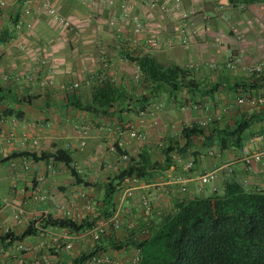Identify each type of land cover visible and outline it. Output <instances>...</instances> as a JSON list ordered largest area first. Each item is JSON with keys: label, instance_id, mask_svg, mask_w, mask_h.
Wrapping results in <instances>:
<instances>
[{"label": "crops", "instance_id": "obj_1", "mask_svg": "<svg viewBox=\"0 0 264 264\" xmlns=\"http://www.w3.org/2000/svg\"><path fill=\"white\" fill-rule=\"evenodd\" d=\"M45 1L71 25L65 27L47 15L42 9ZM179 1L176 8L175 0H6L0 8V32L11 29L15 17L22 23L13 27L12 37L0 41V92L5 95L0 113L12 108L21 114L0 119V234L3 225L16 233L25 230L43 211L67 218L64 211L68 210L79 221L95 219L101 185L127 165L120 159L121 151L135 157L146 150L151 159L162 161L159 143L186 126L216 131L232 128L239 119L251 121L242 145L251 143V152L264 153V103H237L241 96H264V70L259 74L243 70V65L264 59V0H244L242 9L233 0ZM133 16L142 24L139 31ZM148 39L156 40L157 46H150ZM141 55L188 68L196 86L178 91L165 86L151 92V85L128 58ZM229 57L240 59L235 68L227 67ZM102 84L114 89L115 100L107 107L93 98L94 88ZM12 94L25 102L14 103L9 99ZM130 129L143 132L146 139L129 137ZM10 131L16 136L7 140ZM195 142L196 156L189 150L169 168L150 171L139 179L131 197L122 198L118 191L117 208L124 224L131 219L138 231L154 214L171 211L177 199L209 195L211 185L199 182V174L207 170L217 168V187L234 171L248 189H264V163L246 169L241 147L221 150L216 144H203L202 139ZM57 149L70 153L71 164L84 182L76 183L63 162L38 158ZM18 153H34L37 159L26 154L12 157ZM187 160L193 162L191 168H186ZM229 163L231 171L225 166ZM16 176L25 194L11 188ZM156 182L164 183L160 195L153 187ZM36 185L44 199L32 201L27 195ZM182 185L185 192L180 191ZM142 195L150 198L152 212L140 208ZM6 196L11 200L4 204ZM17 206L26 212L21 224L12 218ZM47 231L43 238L37 233L25 237L26 251L0 246V260L3 264H68L96 244L84 229L74 232L78 238L66 250L51 234L71 230L50 227ZM133 231L123 228L102 237L103 242L113 243L103 252L107 264H132L134 245L129 233ZM133 237L140 236L135 232ZM120 243V249L112 248Z\"/></svg>", "mask_w": 264, "mask_h": 264}, {"label": "trees", "instance_id": "obj_2", "mask_svg": "<svg viewBox=\"0 0 264 264\" xmlns=\"http://www.w3.org/2000/svg\"><path fill=\"white\" fill-rule=\"evenodd\" d=\"M18 17L12 22L11 29L0 32V41H7L13 34ZM136 63L143 80L153 89L161 90L168 87L172 91L196 86L191 71L175 64H162L150 55L130 56ZM1 91V89H0ZM113 87L102 84L94 88L93 98L101 107L110 106L115 100ZM5 97L0 92V101ZM17 104H23L24 98L12 94L9 97ZM20 111L7 108L0 113L3 116L19 117ZM247 120H237L232 128L216 131H205L197 125L181 128L179 136H170L161 144L162 161L151 159L149 153L143 150L135 157L128 156L127 165L119 173L110 177L101 185V195L96 200L95 219L72 220L64 217L48 215L41 225L44 228H64L79 232L89 228L97 218H108L117 209L116 196L120 190L123 176H135L138 179L148 177L150 171H162L175 162L172 155L183 157L190 150L191 155H197L193 150L195 141L202 139L203 144H216L221 150L234 146L240 148L243 143V133L250 127ZM183 140V144L181 141ZM122 153L126 154L124 151ZM37 159L34 153H18ZM51 157L54 162H63L69 167L76 183L84 182L77 176L72 166L70 153L65 149H57L53 154L41 155L40 158ZM216 191L209 195L202 193L187 198L177 199L171 211L154 214L141 228L130 232V244L138 249V259L134 264H264V191L248 189L236 176L229 172ZM144 233L141 235L140 231ZM132 231V230H131ZM137 232L139 239L133 235ZM36 229L30 223L21 232L0 234V246L8 247L15 242L23 241L30 235H35ZM105 235V234H104ZM87 252H82L71 259L68 264H80L89 255L104 252L111 240L106 242L102 237ZM120 249V245H112ZM21 252V251H20ZM25 262V261H22ZM21 262V263H22ZM40 264H48L41 262ZM107 264V263H106Z\"/></svg>", "mask_w": 264, "mask_h": 264}, {"label": "built area", "instance_id": "obj_3", "mask_svg": "<svg viewBox=\"0 0 264 264\" xmlns=\"http://www.w3.org/2000/svg\"><path fill=\"white\" fill-rule=\"evenodd\" d=\"M233 1H235L236 5L240 9L245 7L244 0H233ZM5 5H6V0H0V8L4 7ZM179 5H180V1L175 0V7L179 8ZM42 9L45 11V13H47V15H49L57 23H60V24L64 25L65 27H69L71 25L70 19L61 15L57 11V9L54 6H52L49 2H47V1L43 2ZM186 15L187 14L185 12L182 13L183 17ZM132 21H133V23H135V30L139 31L142 27V24L140 23L139 19L136 16H133ZM21 23H22V21L19 19L17 21L16 26L20 25ZM147 43L152 47L157 46V41L154 39H148ZM239 61H240L239 58L229 57L226 61V65L229 68H235ZM243 70L247 74H259V73H261L264 70V59H262L261 61H259L257 63H253V64H249V65H243ZM5 78H7V76H4V79ZM27 78L29 79L30 77L27 76ZM73 86H77V84L75 83ZM237 103L240 105L247 104L250 106H257V105L264 103V96H257V95H248L245 97L241 96V97L237 98ZM144 113H145V111H141V114H144ZM85 132L86 131L84 130V133ZM20 134H21L22 138H24V139L26 138L25 131H22ZM128 135H129V137L136 139L138 141H144L146 139V135L143 132L137 131L134 129H130L128 131ZM177 135H179V131H177V130L172 131V136H177ZM15 136H16L15 133L13 131H10L7 134V140H11ZM161 144H162V142L159 143V146H161ZM250 144H243L241 146V149H240V153L242 154L241 161L244 162V164L246 166L245 168L248 170H252L254 164L264 163V153L251 152L250 151ZM207 153L211 154V153H213V151L209 150ZM172 157L175 161L181 160V156L173 154ZM120 159L124 162H127L128 161V155L123 154ZM15 164L16 163H14V162L11 163V165L13 167H15ZM22 166L24 169L28 168L27 163H23ZM49 166H51V165L49 164ZM185 166H186V168H191L193 166V162L191 160H187L185 163ZM225 166L229 171L232 170V168H231L232 164L231 163H229ZM216 177H217V168L207 170V171L199 174V182L202 186L206 185V184H210L211 190L216 191L217 190V187L215 185ZM40 180H41V178L37 179V181H40ZM138 181H139V179L135 176H123L122 177L120 187H119L120 191H121L122 198L132 196L133 189H134L135 185L138 183ZM153 187H154L155 191L158 192V195H160L159 193H161V191L163 190L164 183L163 182H156L153 184ZM11 188L13 189V191L15 193L17 192L18 194H25V192H26V189L24 188V186L19 185V181H18L17 176L12 179ZM260 190L264 191V189H260ZM180 191L185 192L186 187L184 185H182L180 187ZM27 196L32 201H39V200L44 199V196L41 194L40 188L38 185H36L34 188H31V190ZM10 200H11L10 197L6 196L3 198L2 201L4 202V204H7L8 202H10ZM139 204H140V208L143 209V211H145V212H152L154 210V207H153V204H152L150 198H148L145 195L140 196ZM25 214H26L25 209L22 206L15 207L14 212L12 214L13 221L16 224H21L23 222ZM48 215H51L53 217H58L57 214H52L48 211H43V212L39 213L36 217H34L32 222H31L33 224L34 228L36 229L37 235L39 237H42V238L46 237V235L48 233L47 229L41 225L42 220L47 218ZM64 216H66L67 218H70L72 220H77V218L75 216L71 215V213L68 210L64 211ZM123 228H125L126 230H133L135 228V223L133 220L129 219V220L125 221V224H124L122 212H121L120 208H117L112 213V215L110 217H108V218H103V217L97 218L93 222L91 227L86 228L87 229L86 233H87L88 237L91 239V241L96 243L101 238L102 235L107 234L109 232H117V231L122 230ZM12 231L13 230H12L11 226H8V225H3L1 228V234L12 232ZM143 233H144V231H143V229H141L140 234L142 235ZM51 236H52L53 240L61 241L63 247L66 250L72 249L75 241L78 238V234H76L72 231H64L61 234H59L58 232L57 233L55 232V233H52ZM14 246H15V249L18 251H26L29 248V246L26 243H24L23 241L15 242ZM137 259H138V249L136 247H134L133 253L131 256V263L134 264L137 261ZM108 262H109L108 256H106L103 252H96L94 254L89 255L80 264H106ZM0 264H3L2 260H0ZM21 264H28V263L22 262ZM33 264H38V262H35Z\"/></svg>", "mask_w": 264, "mask_h": 264}]
</instances>
